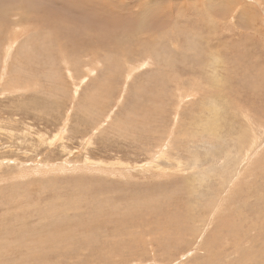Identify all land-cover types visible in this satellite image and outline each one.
<instances>
[{
    "label": "rangeland",
    "instance_id": "1",
    "mask_svg": "<svg viewBox=\"0 0 264 264\" xmlns=\"http://www.w3.org/2000/svg\"><path fill=\"white\" fill-rule=\"evenodd\" d=\"M12 1L0 264H264V0Z\"/></svg>",
    "mask_w": 264,
    "mask_h": 264
},
{
    "label": "bare ground",
    "instance_id": "2",
    "mask_svg": "<svg viewBox=\"0 0 264 264\" xmlns=\"http://www.w3.org/2000/svg\"><path fill=\"white\" fill-rule=\"evenodd\" d=\"M13 1H15V0H13ZM12 1V2H13ZM29 1H32V2H35V3H37V4H39V5H42V6H45V7H47V4H49V5H51L50 3H48L47 2V0H29ZM70 2H65V3H63V4H61V6L64 8V9H69L72 5H73V3H72V1L71 0H69ZM2 2V1H1ZM74 2V1H73ZM3 3V2H2ZM11 3V2H10ZM52 3V2H51ZM78 3V2H77ZM93 2H91V3H86V2H83L82 0H79V4L81 5V8L84 10V11H82L83 13H81V15H83V16H86V17H89V18H91V19H93V20H96L97 21V19H98V17L97 18H95V17H92V11H91V7H93V4H92ZM29 5V4H28ZM78 5V4H77ZM14 6V5H13ZM18 6V5H17ZM57 6L59 7V5L57 4ZM12 7V6H11ZM25 7V6H24ZM32 7V6H31ZM30 7V8H31ZM80 7V6H79ZM104 7V6H103ZM102 7V8H103ZM18 8V7H17ZM26 8V7H25ZM29 8V9H30ZM53 8V7H52ZM72 8V7H71ZM32 10V9H31ZM61 10V9H60ZM88 10H90L91 12H90V15L91 16H89V15H87L86 14V11H88ZM34 12V11H33ZM74 12V11H73ZM44 13V12H43ZM75 13H76V11H75ZM74 13V14H75ZM73 14V15H74ZM97 14V13H96ZM53 15V14H52ZM72 15V14H71ZM95 14H93V16H94ZM77 16V15H76ZM34 17V16H33ZM35 18V17H34ZM44 19V20H43ZM42 19V23L43 22H46V18H43ZM35 20H37V19H35ZM101 20H103V19H101ZM104 21V20H103ZM21 22V21H20ZM105 22V21H104ZM106 23V22H105ZM10 24V23H9ZM46 24V23H45ZM111 24V23H110ZM43 25V24H42ZM111 26V25H110ZM38 39V38H37ZM14 44V43H13ZM8 48H9V46H8ZM90 73V72H89ZM162 92V91H161ZM151 95V94H150ZM141 100V99H140ZM159 102V101H158ZM140 110V109H139ZM216 110H218L217 108H216ZM201 111H203V110H201ZM218 112V111H217ZM209 113V112H208ZM212 114L214 115V116H216V112H215V110H212ZM212 115V116H213ZM140 117V116H139ZM138 117V118H139ZM218 118V117H217ZM142 119V118H141ZM205 123H206V121H205ZM217 124V123H216ZM255 141V140H254ZM256 142H257V140H256ZM254 144H256V143H254ZM250 152V151H249ZM252 156V155H251ZM101 165V164H100ZM145 204V203H144ZM145 207V206H144ZM167 226V225H166ZM170 237V236H169ZM60 240V239H59ZM35 245V244H34ZM164 245V244H163ZM166 246V245H165ZM259 258V257H258Z\"/></svg>",
    "mask_w": 264,
    "mask_h": 264
}]
</instances>
